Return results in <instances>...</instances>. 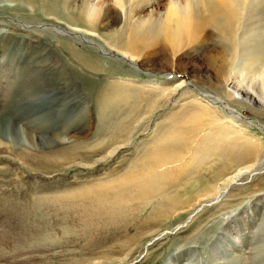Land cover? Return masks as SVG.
<instances>
[{
    "label": "rangeland",
    "instance_id": "1",
    "mask_svg": "<svg viewBox=\"0 0 264 264\" xmlns=\"http://www.w3.org/2000/svg\"><path fill=\"white\" fill-rule=\"evenodd\" d=\"M15 2L0 0V108L51 145L11 147L0 125V264H264V167L233 178L264 162V105L207 83L229 44L216 19L205 39L164 43L187 0ZM59 6L139 66L40 30Z\"/></svg>",
    "mask_w": 264,
    "mask_h": 264
},
{
    "label": "bare ground",
    "instance_id": "2",
    "mask_svg": "<svg viewBox=\"0 0 264 264\" xmlns=\"http://www.w3.org/2000/svg\"><path fill=\"white\" fill-rule=\"evenodd\" d=\"M15 1L16 2L14 4L27 6L31 9H38V6H40L38 2L39 0ZM197 2L198 0H187L186 4L183 5L179 10L176 9L177 6L175 5V8L173 10V17L175 21L173 25L174 28L171 30L170 26L162 27L164 29V32L162 33V38H160L161 41L164 43H175L183 35L187 38L189 37L190 39H205V37L208 36L210 32V30L208 31V27H210L209 22L212 19H216L222 33H224L229 38V44L226 45L228 48V50H226L227 55H225L223 62L219 65V68H217L219 75H216V78H218L216 80V83L212 82L211 80H208L207 83L227 88L224 91L229 96L232 95L234 98H237L239 100L264 105V0H202L200 4ZM198 4L199 6H197ZM58 8L60 10L58 9L56 13L48 15L49 17L40 18L42 19L41 22H37L36 24L40 27V30H48L52 33L58 34L63 32L61 34L67 35L70 38L76 40L81 39L91 46H98L105 54L109 56H114L121 59L123 62L126 61L128 63H131L135 67L139 66L138 62L140 61V54L136 53L135 49H132V51L130 46H128L125 50H122L119 48L117 49L116 46H113V44L108 43V45L105 43L104 45L98 42L93 37L96 36L93 30L85 26L81 27L78 24L77 20L73 19L71 16H66V13L61 10L62 7L59 6ZM197 10L200 11L199 15H197ZM255 15L262 17L259 20L253 22L252 18ZM25 27H29V24H25ZM135 37L137 36L135 35ZM136 40L140 43L139 38H136ZM44 69L45 71L43 70L41 75L43 80L45 79V76L49 77V70L53 69L57 71V69H55V66L50 68L48 66ZM31 72L32 71H30V73ZM56 74L58 76L57 78H59L60 73L57 72ZM53 78L55 79L56 77L54 76ZM244 81L248 82L246 83L247 85L243 83ZM112 83L113 81L111 82V84ZM182 85L183 81L178 82L176 85H174L172 90L175 91ZM258 86L260 88H258ZM118 88V86H115L113 89L117 90ZM43 93V91H39L34 94L35 99H37L36 101H40ZM204 95L207 98L210 97V94L205 93ZM209 100L213 103H217L218 101L219 104H222V99L218 96H214L213 98L211 96ZM51 102L54 103L56 111L62 110V112H66L67 109L70 108V106H68V102H62V100L60 99H51ZM18 104H20L21 106L24 104H28V102L21 100ZM18 104L16 103L17 106ZM16 108H19V106L15 107L14 104L8 105V107L0 108V115H4L2 124H0L2 127L1 134L6 138V140H8V144L11 145V147L20 148L16 147V145L12 142L18 141L20 140V138L25 137L28 143L34 146L36 149L41 148V145L50 146V143H46V140L43 137L38 136V134L34 131L31 122L30 126L28 127L27 123H18L11 119L10 114L8 113H13ZM206 111L208 110H205L204 107H199L198 115ZM50 112L51 117H53L52 111ZM233 118L236 117L233 116ZM192 122L194 123V121ZM190 126L192 125L190 124ZM190 129H192V127ZM54 131L55 132L53 134H49V141H57L60 139L62 141H65L66 138H68L66 137L67 131L65 129H54ZM188 132L190 131L188 130ZM195 132L196 131H194V133ZM39 137L42 142H39ZM73 149H76V147H74ZM69 150H71L73 155H76L81 151H73L70 148L66 149V152H68ZM24 155L28 160L29 155L27 153H25ZM263 167L264 162H262L261 164H254V166H252V169L250 170L244 169L233 174V178L235 180L244 172H250L253 170L254 173L256 169H262Z\"/></svg>",
    "mask_w": 264,
    "mask_h": 264
},
{
    "label": "water",
    "instance_id": "3",
    "mask_svg": "<svg viewBox=\"0 0 264 264\" xmlns=\"http://www.w3.org/2000/svg\"><path fill=\"white\" fill-rule=\"evenodd\" d=\"M224 108H226V107L224 106Z\"/></svg>",
    "mask_w": 264,
    "mask_h": 264
}]
</instances>
